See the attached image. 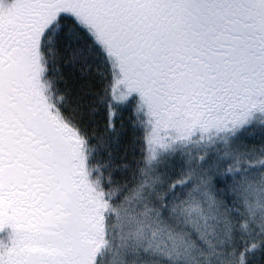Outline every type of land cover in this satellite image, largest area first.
Listing matches in <instances>:
<instances>
[{
	"label": "snow or ice",
	"instance_id": "obj_1",
	"mask_svg": "<svg viewBox=\"0 0 264 264\" xmlns=\"http://www.w3.org/2000/svg\"><path fill=\"white\" fill-rule=\"evenodd\" d=\"M257 128L264 0H0V264H264Z\"/></svg>",
	"mask_w": 264,
	"mask_h": 264
}]
</instances>
